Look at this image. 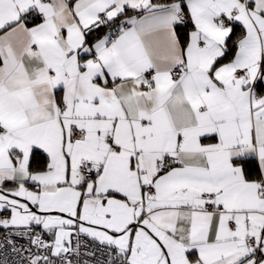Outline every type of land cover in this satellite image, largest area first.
<instances>
[{
	"label": "snow or ice",
	"instance_id": "obj_1",
	"mask_svg": "<svg viewBox=\"0 0 264 264\" xmlns=\"http://www.w3.org/2000/svg\"><path fill=\"white\" fill-rule=\"evenodd\" d=\"M0 264H264V0H0Z\"/></svg>",
	"mask_w": 264,
	"mask_h": 264
}]
</instances>
